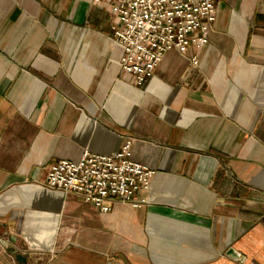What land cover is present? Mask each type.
<instances>
[{"label":"crops","instance_id":"obj_1","mask_svg":"<svg viewBox=\"0 0 264 264\" xmlns=\"http://www.w3.org/2000/svg\"><path fill=\"white\" fill-rule=\"evenodd\" d=\"M215 1L197 66L169 49L136 86L106 3L0 0V264H264V0ZM126 139L145 205L44 185Z\"/></svg>","mask_w":264,"mask_h":264},{"label":"built area","instance_id":"obj_2","mask_svg":"<svg viewBox=\"0 0 264 264\" xmlns=\"http://www.w3.org/2000/svg\"><path fill=\"white\" fill-rule=\"evenodd\" d=\"M92 1L106 3L114 15L111 33L120 47V69L136 86L153 75L169 49L189 51V64L197 66L217 13L215 0ZM130 145L126 139L111 153L85 149L76 161L58 159L48 167L44 185L76 193L101 211L110 209L108 199L141 207L148 202L145 193L155 170L133 160Z\"/></svg>","mask_w":264,"mask_h":264},{"label":"water","instance_id":"obj_3","mask_svg":"<svg viewBox=\"0 0 264 264\" xmlns=\"http://www.w3.org/2000/svg\"><path fill=\"white\" fill-rule=\"evenodd\" d=\"M0 242L2 243V245L4 247H7L8 246V243L3 241L2 239H0ZM10 252L11 253H14L18 258H20V254L17 253L15 251V249H10ZM226 255H228L229 257L233 258V259H236L238 261H242L243 260V255H241L238 251H236L235 249H233L232 247H229L227 250H226ZM23 259V257H22Z\"/></svg>","mask_w":264,"mask_h":264}]
</instances>
